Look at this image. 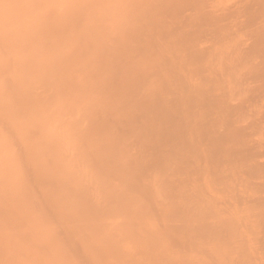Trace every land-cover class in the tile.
<instances>
[{
    "label": "bare ground",
    "instance_id": "6f19581e",
    "mask_svg": "<svg viewBox=\"0 0 264 264\" xmlns=\"http://www.w3.org/2000/svg\"><path fill=\"white\" fill-rule=\"evenodd\" d=\"M264 264V0H0V257Z\"/></svg>",
    "mask_w": 264,
    "mask_h": 264
},
{
    "label": "rangeland",
    "instance_id": "374dc122",
    "mask_svg": "<svg viewBox=\"0 0 264 264\" xmlns=\"http://www.w3.org/2000/svg\"><path fill=\"white\" fill-rule=\"evenodd\" d=\"M4 259H2V256L0 257V264H8L9 263V261L8 260H5V261H3ZM12 264H14V263H12Z\"/></svg>",
    "mask_w": 264,
    "mask_h": 264
}]
</instances>
